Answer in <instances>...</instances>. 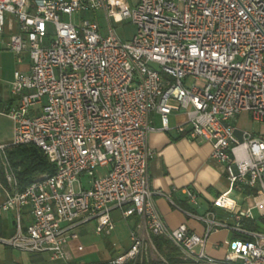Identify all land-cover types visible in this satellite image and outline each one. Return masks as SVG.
<instances>
[{
	"label": "built area",
	"instance_id": "2783aa9c",
	"mask_svg": "<svg viewBox=\"0 0 264 264\" xmlns=\"http://www.w3.org/2000/svg\"><path fill=\"white\" fill-rule=\"evenodd\" d=\"M99 10L109 21L130 22L132 36L121 40L112 25L103 35L82 17ZM11 18L17 30L5 48L17 61L26 53L29 67L13 72L9 89L17 104L0 111L13 121L8 146H36L54 171L20 191L6 171L12 190L0 214L14 212L15 230L0 244L43 255L48 264H264V231L252 228L258 219L251 214L257 209L264 218V0H137L132 7L124 0H0V42ZM188 78L201 85L186 86ZM172 111L186 115L177 131L210 143L211 156L225 165L228 186L207 210L192 190H184L188 211L150 187L153 115L165 130ZM242 112L262 132L237 135L234 120ZM156 195L201 223L203 232L185 223L169 228ZM24 206L31 220L23 228ZM114 210L134 223L130 247L104 262H78L70 244L76 228L94 221L96 233L109 235ZM219 230L232 236L214 243L223 248L217 258L205 244ZM158 237L178 249L174 260H148L146 248Z\"/></svg>",
	"mask_w": 264,
	"mask_h": 264
},
{
	"label": "crops",
	"instance_id": "0c3cea01",
	"mask_svg": "<svg viewBox=\"0 0 264 264\" xmlns=\"http://www.w3.org/2000/svg\"><path fill=\"white\" fill-rule=\"evenodd\" d=\"M11 24V30L4 29L2 42H0V111L10 109L17 104V98L11 95L9 89L13 72L17 69L26 71L29 67V58L26 53L20 55V61H17V57L5 48L8 34L17 30L16 23L12 18ZM1 117L10 119L5 114H0ZM185 119L186 116H183L181 111H172L169 114L167 128L161 130L158 115H153V125L156 129L148 135V146L153 150V156L148 163V175L152 190L169 193L176 204L184 210L191 211V206L186 201L185 189L192 190L202 201L209 203L226 190L228 181L225 165L211 156L210 143L192 141L177 131V126L184 123ZM11 123L13 133L12 120ZM237 135H240V129L237 130ZM9 189L7 184H0V203L5 199ZM155 204L162 220L169 228H175L179 224L185 223L190 230L198 233L203 232L204 226L201 223L171 205L164 196L156 195ZM220 212L222 213V211ZM30 220L29 207L24 206L20 214L21 226L24 228ZM14 230V212L9 210L1 213L0 237H9ZM260 231H264V229ZM231 236L232 233L226 230L213 232L205 244V251L213 257H222L223 248L216 249L213 245L215 242H220ZM159 238L162 237L154 238V240ZM70 244L71 251L77 258V253L82 252L84 248L80 252L75 250V245L81 244L78 240L72 241ZM7 248L13 249L0 244V264H40L34 261L43 258V255L23 252L24 255L20 260L7 262Z\"/></svg>",
	"mask_w": 264,
	"mask_h": 264
},
{
	"label": "rangeland",
	"instance_id": "374dc122",
	"mask_svg": "<svg viewBox=\"0 0 264 264\" xmlns=\"http://www.w3.org/2000/svg\"><path fill=\"white\" fill-rule=\"evenodd\" d=\"M129 7L134 5L135 0H124ZM82 17L85 19L94 20L98 26L100 32L105 35L108 32L109 26L112 25L114 29V33L121 40L129 39L133 32L134 27L128 21L116 22L109 21L104 12L97 11L95 13L85 12L82 13ZM64 20H67L68 17L64 16ZM79 17L75 15L72 20L75 24L79 23ZM193 83L196 85H201V82L194 81L192 78H188L185 80L186 86H191ZM183 116H186L184 112H182ZM169 119V115H168ZM234 124L240 130H245L248 132H253L255 134L262 132V125L257 122L251 120L248 113L244 112L236 117L234 120ZM13 138L12 133V123L8 118L1 117L0 118V144L6 145L3 151L0 150V184H7L10 189L8 193L11 192V186L8 184L6 180V171L12 172L13 170L10 164L7 162L5 158L6 149H9L12 146H8ZM99 171V169H98ZM39 175H36V177ZM89 177H82V181L87 182ZM76 189V186H75ZM231 196L238 201L242 202V196L239 195L236 191L231 193ZM201 203V211L207 210L209 205L200 199ZM248 205H252L253 202L251 200H247ZM246 206H242V209H245ZM216 213V218L222 220L223 214L216 209H213ZM251 214L253 218H259V213L257 209H252ZM224 218V217H223ZM111 219L114 225V229L109 235H102L95 232V222L90 221L85 223L82 226L76 228L77 240L82 244L84 250L80 253H77V261L82 263H98L104 262L111 258L118 256L119 254L125 252L130 247V229L134 226V223L128 219L125 220L121 217L120 212L118 210H114L111 212ZM153 247L149 245L146 248V255L149 261L158 260L161 257H164L168 260H174L176 256L179 255L178 249L174 247V245L165 238L152 239ZM24 255L22 251L16 249H6V259L7 262L20 260L21 256ZM40 260V262H39ZM34 262L40 264H48L47 258L43 256L42 259L35 260Z\"/></svg>",
	"mask_w": 264,
	"mask_h": 264
},
{
	"label": "trees",
	"instance_id": "16d2710c",
	"mask_svg": "<svg viewBox=\"0 0 264 264\" xmlns=\"http://www.w3.org/2000/svg\"><path fill=\"white\" fill-rule=\"evenodd\" d=\"M5 158L16 179V189L23 190L35 177L52 173L54 167L42 151L34 145H16L6 149ZM256 230L264 229V218L259 217L252 225Z\"/></svg>",
	"mask_w": 264,
	"mask_h": 264
}]
</instances>
